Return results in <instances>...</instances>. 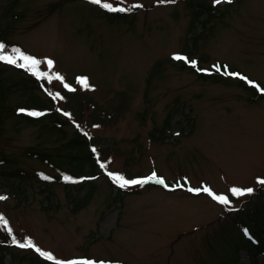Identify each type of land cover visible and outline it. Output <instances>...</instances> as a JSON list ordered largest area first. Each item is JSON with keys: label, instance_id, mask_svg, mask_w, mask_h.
I'll return each mask as SVG.
<instances>
[{"label": "rangeland", "instance_id": "obj_1", "mask_svg": "<svg viewBox=\"0 0 264 264\" xmlns=\"http://www.w3.org/2000/svg\"><path fill=\"white\" fill-rule=\"evenodd\" d=\"M102 3L125 8L129 18L109 20L89 0H0L4 54L17 48L40 61L63 110L60 128L20 118L34 97L48 95L15 87L27 75L0 62L8 89L0 109V158L8 160L0 165L4 264H252L240 245L258 230L247 209L264 205V100L255 101L234 76L202 81L173 57L184 54L206 71L225 63L264 87V0ZM199 4L227 12L210 16ZM75 93L79 117L71 108ZM78 130L96 145L98 172L86 167L78 175L84 186L70 178L67 187L60 156ZM33 153H50L55 162ZM108 172L129 180L155 172L165 184L121 188ZM185 180L194 191L179 185ZM232 188L252 191L237 196ZM258 218L263 227L264 214ZM27 240L33 248L17 246Z\"/></svg>", "mask_w": 264, "mask_h": 264}, {"label": "trees", "instance_id": "obj_2", "mask_svg": "<svg viewBox=\"0 0 264 264\" xmlns=\"http://www.w3.org/2000/svg\"><path fill=\"white\" fill-rule=\"evenodd\" d=\"M72 1H74V0H72ZM198 7L200 9L205 8V9L209 10L210 16H215V12H219L220 15L223 16L224 13L227 12V9L220 12V11L216 10L215 8H213L211 5L199 4ZM101 10H102L103 14L105 15V17L109 20H123V19L129 18L127 10L124 12H110V11L104 9L103 7L101 8ZM0 41H2V43L4 41V35L3 34L0 35ZM25 55H28V54H25ZM174 64L176 66H179L180 68H186V65L183 61H174ZM217 66H219L221 69L219 72L216 71ZM217 66L212 67L210 69V73L200 71L202 69L200 64H197L196 68H193L192 66H189L188 68L191 69L193 72H195L197 77L202 81L211 80L213 82L214 81L215 82H225V79L229 77L228 74H226L227 65L224 63H220ZM17 68L20 71L25 72L28 80L25 79L26 81H22L20 79L18 81L17 80L14 81L13 84L15 85V87L18 86V88H21L24 91H30V93L33 91L30 88H33L35 90H41L42 89V91L47 93L48 98H49L48 100H45V99H42L40 97H34L32 100V104L30 106L24 107L26 110H28L30 108H36L37 110H40V114L37 117L29 115V113H27V111L26 112L19 111L17 113L18 116L28 123L35 122V121L38 122L40 120H48L49 122L54 124L55 127L60 128L63 124V120L61 118L60 113L63 112V110L61 109V107H59L57 105L58 103L56 102V99H53L54 94L50 91L49 87L47 86V83L45 82V79H38L36 76L32 75V73L30 71H27L24 68H20V67H17ZM229 79H230V77H229ZM239 82H240L241 87L245 88L246 90H248L250 92V94L252 95V97L255 101L264 100V94L259 93L254 87L246 84L244 81L240 80ZM1 86H3V83H2V80L0 79V109L4 103V100L6 98V93L8 91V89L6 87H1ZM74 98H75V100H74L71 108H72V110H75L76 116L79 117L80 115H79V107L78 106L81 107L82 102H81L80 96L77 93H75ZM94 146H96V145H94V144L92 145V143H90L89 140H87L85 138V136L82 134V132L79 130L77 131L76 134H74V136H72L68 140L66 152L60 156L61 162L68 166V168L66 170H63L64 172L62 174L64 177L76 179L74 186H78V187L84 186V183L81 184L82 179H80L79 176L81 174H83L84 172H86V167H88L87 170H89L88 172H90L91 175L97 174V172H98V162H97V153H96L97 150L93 151ZM33 155L41 158L42 160H46L47 162H50L51 164H54V162H55L53 160V155L50 153H33ZM0 159H1L0 165H1V162H2V164L8 163V160L6 159V157L3 156ZM58 168H60V166H58ZM39 174L43 178L47 177V180L50 178H52L54 180V178H55L53 175L49 176L45 173H39ZM58 178H59L60 182H63L60 175L58 176ZM45 182H48V181H45ZM65 183H66L67 187H69L71 185V182H69V180H67V181L65 180ZM22 189H23V187L21 185L20 191H22ZM88 195H89V193L87 195H85V197H83V199H81L77 203V205H78L77 208H80V207L84 206V204H86V202H87L86 198H88ZM253 208H255L254 209L255 211L251 210V207H250L247 209L248 212H246V213L249 214V222H255L256 225L258 226V230H256V234H255V232H253L255 234V237L254 236H248L247 238H244L240 246H242V248L247 251L248 256L250 257L251 263L252 264H258V256L264 253V226L261 227L258 223V219L260 218V217L258 218V216H261L262 214H264V205L255 206V207L253 206ZM250 211H254V212L251 213ZM255 223H254V225H255ZM240 226L245 228L246 222L245 223L243 222L242 224H240ZM6 231L9 232L8 230H6ZM3 241H5V240H3ZM7 248L8 247L6 245H4L2 240H0V264H4L5 256L9 250Z\"/></svg>", "mask_w": 264, "mask_h": 264}, {"label": "snow or ice", "instance_id": "obj_3", "mask_svg": "<svg viewBox=\"0 0 264 264\" xmlns=\"http://www.w3.org/2000/svg\"><path fill=\"white\" fill-rule=\"evenodd\" d=\"M90 3L95 4V5H99L101 7H103L104 9L110 11V12H124L126 11L125 8L122 7H113L111 4L108 3H102V0H89ZM162 2H164V0H162ZM171 2H174V0H171ZM222 0H214L215 4H219L221 3ZM226 2L231 3L232 0H226ZM134 7H141V5H135ZM12 52L14 53V55H5V45L0 43V62H4V63H8V64H13L16 67H20V68H24L27 71H30L32 73V75L36 76L38 79H49L51 80L53 77L48 76L46 73H42L40 72L39 69V64L40 61H38L36 58H33L29 55H25L23 52H21L19 49L17 48H13ZM173 59L175 60H182L185 63H190L192 65L193 68H196V61H192L189 60L188 58L182 56V55H175L173 57ZM17 61H22V63H17ZM47 64L49 66V68L52 67L53 62L51 60H47ZM221 69L219 66L216 67V71L219 72ZM200 71H206V70H200ZM228 75H237V74H233V73H227ZM57 80H62V77L60 75H56L54 77ZM239 79L241 80H246L247 78L243 77V76H239ZM78 83H80L82 86H84L85 88L89 87L87 79L86 78H81L80 80H78ZM248 83L250 84V86L257 88L262 94H264V87H260L259 85H257L255 82L252 81H248ZM65 87L68 88L69 91H73L74 89L70 88L67 84H65ZM59 97V94H56L53 96V99H57ZM62 98V97H61ZM66 115H68L67 113H65ZM29 115H39L38 113H29ZM85 135H87V133H85ZM93 151H95V149H93ZM102 168H105L106 165L104 163H101L100 165ZM109 177L118 184L119 187L121 188H125L127 186H131V185H141L143 186L144 184L150 183V182H155L157 184H165V181L163 180V178H159L157 176V174L155 172H153L150 176L143 178V179H126L124 176L119 175V174H113L111 172H108ZM45 179H47V177H44ZM64 179L67 181L70 178L69 177H64ZM75 182V181H72ZM258 183H260L261 185H264V179H260L258 181ZM189 191H194L193 189H188ZM195 191H200L199 189L195 190ZM203 191L207 192L210 196L213 197V199L218 200L220 203L222 204H228L229 201L226 197L223 196H216L212 193V191L208 188H204ZM252 191V189H246V190H242V189H238V188H232L231 192L233 193V195H244L245 192L250 193ZM2 199H6V197L4 196H0V200ZM0 222L3 223V225L5 227H7L8 222L2 217L0 216ZM11 230H9L10 232ZM247 234V232H246ZM13 242L17 243L16 238L13 237ZM17 246L21 247V248H33L34 245L32 243L31 240H27L26 242L23 243H18ZM35 250L42 256H44L46 259L51 260L53 259L51 254L48 253H44L42 252L39 248H35ZM73 264H75V262H73ZM83 264H87V262H83Z\"/></svg>", "mask_w": 264, "mask_h": 264}]
</instances>
